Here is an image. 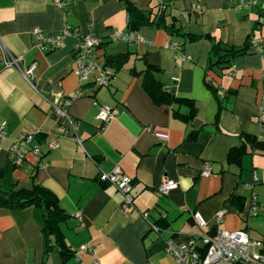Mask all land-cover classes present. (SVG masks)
Instances as JSON below:
<instances>
[{
	"label": "crops",
	"instance_id": "1",
	"mask_svg": "<svg viewBox=\"0 0 264 264\" xmlns=\"http://www.w3.org/2000/svg\"><path fill=\"white\" fill-rule=\"evenodd\" d=\"M56 1L0 0V125L5 130L0 168L9 166L7 149L21 133L39 131L41 155H27L11 177L29 187L35 171L37 182L55 193L68 215L59 227L72 255L62 258L55 248L44 255L31 207H0V264H41L42 258L43 264H80L73 250L83 243L91 251L82 264L94 259L100 264H177L165 252L164 240L182 243L190 235L211 232L220 209L225 210L222 228L245 229L264 246V154L246 153L238 163L226 160L242 134L264 141V115L261 125L257 118L264 107V58L250 44L229 67H208L214 41L242 47L253 37L264 50V0L251 9H234L225 0H167V20L173 19L178 32L143 25L134 42L110 38L126 32L127 15L119 0ZM131 1L145 11L157 4ZM65 25L101 40L97 54L110 73L107 85L93 78L78 81L75 37L49 50L39 48L34 28L54 35ZM118 52L127 53L122 64L108 59ZM7 53L22 57V69L33 65L34 87L19 70L4 66ZM148 65L158 69L155 78L166 91L192 100L193 118L183 121L172 114L173 106L151 101L141 84ZM75 93L68 116L57 124L53 106ZM101 105L117 115L102 122L96 117ZM55 129L63 136L57 149L47 150L44 140ZM192 132L193 139L188 137ZM115 166L130 178L132 203L124 212L119 210L122 195L99 179ZM206 166L208 173L201 175ZM254 177L249 189L246 184ZM163 178L176 186L157 195ZM252 195L260 211L247 216ZM232 196L240 199V208L230 202ZM194 211L205 219L204 228L191 219ZM148 222H157L163 231L157 234Z\"/></svg>",
	"mask_w": 264,
	"mask_h": 264
},
{
	"label": "built area",
	"instance_id": "2",
	"mask_svg": "<svg viewBox=\"0 0 264 264\" xmlns=\"http://www.w3.org/2000/svg\"><path fill=\"white\" fill-rule=\"evenodd\" d=\"M234 9H251L258 5L260 0H225ZM57 4L60 2L56 1ZM63 4V3H59ZM157 4L165 8L167 0H157ZM33 34L39 41L38 45L41 50H49L59 46L65 37H75V51H74V68L73 73L77 76L78 81H86L93 78L97 85L105 86L109 82L110 73L107 67L101 63L98 58L97 50L101 44V40L93 36L91 33H79L77 27L65 25L54 35H44L39 29L34 28ZM111 40L119 39L122 42H134L138 40L137 32H116L111 35ZM258 40L251 37L250 44L255 46L256 52L264 58V50L258 44ZM171 47L177 50L176 59L182 60L184 57L181 54L176 44H171ZM22 57L7 53V58L4 60L5 67H12L20 71L24 78L34 87L31 82V74L33 65L26 69L21 68ZM78 92V91H77ZM77 95L75 93L71 97L64 98L60 104L53 106V112L57 124H60L68 116V106L72 99ZM117 115V110L108 106L101 105L98 109L96 117L102 122ZM264 115V107L261 105L258 115L259 125L262 124ZM39 131H31L21 133L15 141L7 149V157L12 163L20 164L27 155H41V143L36 139ZM5 136L4 125H0V139ZM63 133L59 129L49 132L44 140V145L47 150L57 149L59 146V139ZM80 144V140L75 138ZM42 165L39 164V167ZM208 167H204L201 175L208 173ZM101 181L112 185L121 195L122 201L119 205V210L124 212L132 203L130 178L122 172L119 166L113 167L109 172H104L99 175ZM257 181L254 177L253 181L247 183L246 186L251 189L253 184ZM175 182L163 178L156 186L155 191L157 195H165L169 190L175 188ZM259 207L255 202L254 195L251 196L250 208L247 211V216H255L259 213ZM225 210L220 209L214 216L215 226L211 232L202 231L195 235H190L186 241L176 243L173 240L167 239L164 242V250L170 255L177 264H264V246L260 239L251 238L245 229L227 230L221 227L223 222ZM145 219L147 213L141 214ZM77 219L81 218L80 211L75 213ZM191 219L194 223L204 228L207 223L201 214L197 211L192 212ZM149 227L159 234L163 231L159 225L148 222ZM91 251V246L83 243L78 245L73 250V256L79 260L84 254ZM93 264H100L98 260L94 259Z\"/></svg>",
	"mask_w": 264,
	"mask_h": 264
},
{
	"label": "trees",
	"instance_id": "3",
	"mask_svg": "<svg viewBox=\"0 0 264 264\" xmlns=\"http://www.w3.org/2000/svg\"><path fill=\"white\" fill-rule=\"evenodd\" d=\"M124 7L127 15L126 32L137 31L143 25H154L165 30L170 35L178 32L174 27L173 19H168L165 8L158 4L150 10H141L131 0H119ZM169 21V22H168ZM189 39L195 38L189 36ZM250 47V38L242 47L225 46L220 41H214L209 55L208 67L214 66L227 68L231 65L235 57L245 54ZM127 53L118 52L108 59L115 63L122 64ZM110 61V60H109ZM158 69L153 66H147L142 76L141 84L151 101L155 105L168 104L173 106L172 114L183 121L193 118L195 107L191 99L177 97L163 88L162 83L155 78V72ZM186 106L187 112L183 113L178 107ZM175 107V108H174ZM196 132L189 134V138H195ZM264 154V141L259 140L253 134H242L241 144L231 147L226 155L229 163H238L244 154L253 153ZM9 161V159H8ZM7 168H0V207L7 209H21L31 207L33 216L37 220L43 237V253L46 255L52 249H57L62 258L72 255L70 249L66 246L63 234L60 230V223L67 219V213L60 207L57 196L50 189L43 186L36 180V173L30 175L31 184L29 187L18 186L11 177V170L19 164L9 161ZM230 202L238 208L241 207V201L238 197L232 196ZM159 225L157 222H153ZM161 228L162 226L159 225ZM165 242V240H164ZM164 246V245H163ZM44 258L41 260L43 264Z\"/></svg>",
	"mask_w": 264,
	"mask_h": 264
},
{
	"label": "rangeland",
	"instance_id": "4",
	"mask_svg": "<svg viewBox=\"0 0 264 264\" xmlns=\"http://www.w3.org/2000/svg\"><path fill=\"white\" fill-rule=\"evenodd\" d=\"M263 228H264V225H263Z\"/></svg>",
	"mask_w": 264,
	"mask_h": 264
}]
</instances>
